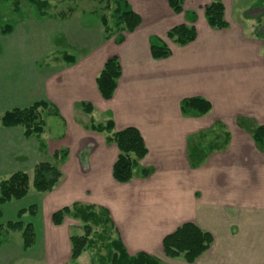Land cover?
<instances>
[{
    "label": "crops",
    "instance_id": "crops-1",
    "mask_svg": "<svg viewBox=\"0 0 264 264\" xmlns=\"http://www.w3.org/2000/svg\"><path fill=\"white\" fill-rule=\"evenodd\" d=\"M222 1L229 25L218 29L205 16L212 0H184L182 12L169 0H128L142 22L121 43L106 37L101 21L102 14L110 15L106 11H98L99 18L96 10L76 8L69 18H18L10 33L0 30V114L45 101V111L69 121L59 142L45 129L40 137H26L20 126L0 125V178L26 171L33 179L34 167L43 161L62 172L54 189L33 202L38 223L24 217L37 231L35 245L24 249L22 235L15 242L10 232L0 246V264H67L71 216L55 225L52 214L74 203L107 208L131 255L144 251L171 264H264V146L253 138L254 129L264 124V0ZM255 9L260 12L254 14ZM88 13L95 15L85 18ZM180 24L195 25L194 41L180 45L167 37ZM153 37L171 48L169 57L153 58ZM64 54L76 60L66 62ZM114 55L122 74L113 97L105 99L97 77ZM195 96L207 99L211 110L183 114L182 100ZM86 103L93 106L91 113ZM95 112L105 114L106 122L112 119L115 130L137 127L145 140L148 154L127 183L113 177L117 145L90 128ZM85 116L90 123L83 125L78 120ZM209 130L228 133L229 141L224 144L222 136L193 167L190 146ZM63 148L68 156L55 159ZM143 168L150 169L148 176ZM12 202L0 205V223L5 224L3 210L10 203L6 222L27 208ZM44 207L47 223L41 218ZM186 222L213 235L211 247L192 263L163 251L164 237ZM86 254L75 260L81 264L85 256L91 264Z\"/></svg>",
    "mask_w": 264,
    "mask_h": 264
},
{
    "label": "trees",
    "instance_id": "trees-1",
    "mask_svg": "<svg viewBox=\"0 0 264 264\" xmlns=\"http://www.w3.org/2000/svg\"><path fill=\"white\" fill-rule=\"evenodd\" d=\"M37 8L40 16H46L45 10L49 0H30ZM184 0H169V4L175 12L183 11ZM105 10L110 11V15L102 14L101 21L105 27L106 37L115 38L117 43L125 39V34L134 31L142 22L139 13L134 11L128 0H106ZM205 16L208 24L213 28H226L229 25L225 17V5L222 0H212L204 7ZM72 8H67L51 17L69 18L73 14ZM112 19V22L110 19ZM12 24H4L0 30L3 34L12 31ZM167 37L177 44L185 45L194 41L197 37V30L194 24H180L171 28L167 32ZM151 53L155 59L167 58L172 54L171 48L159 37L151 39ZM66 62H74L73 55L64 54ZM122 74V65L118 56L114 55L107 59L104 67L97 77V85L101 95L105 99L113 97L117 88L118 79ZM49 105L45 101H39L25 108H14L0 114V125L5 127L20 126L24 130L26 137H40L45 129V121L42 117L43 112ZM211 103L200 96L187 97L181 102V110L185 115L201 116L211 110ZM87 113L93 111L90 103L84 105ZM90 128L106 136L108 143L117 145L119 153L113 166V177L116 181L127 183L131 181L140 162L148 154V148L140 130L135 126H128L121 130H115L112 119L105 123L91 122ZM206 133H199L196 143L190 146L189 157L191 165L197 166L212 150L217 148V143H205ZM229 134H223L224 144L229 141ZM254 140L264 146V124L258 125L253 131ZM222 140V141H223ZM68 149H62L54 154L55 159L64 160L68 156ZM33 185L38 192H49L59 183L62 172L57 165L50 161H43L34 167ZM142 175L148 176L150 169L143 168ZM31 177L26 171H17L6 178H0V205L13 200H21L26 197L30 189ZM39 212L38 206L33 204L28 208L18 212V219L0 224V246L7 241V235L11 231L22 232V247L32 248L36 243V231L32 222H25L22 217L26 214L36 216ZM66 216H71L82 222L85 233L82 235H71L72 252L71 258H78L82 252L94 244L92 233L96 234L99 226L102 230H108L107 237L105 232L99 233L102 239L107 240L108 255L101 256L102 263L111 264H161L160 260L144 251L135 255L128 253L110 217L109 210L102 206L74 203L64 206L52 214V221L55 225H61ZM2 211L0 209V218ZM97 235V234H96ZM213 243V235L201 229L193 222L183 223L174 232L163 239V251L169 258L183 256L189 263L196 261L206 252ZM104 261V262H103Z\"/></svg>",
    "mask_w": 264,
    "mask_h": 264
},
{
    "label": "rangeland",
    "instance_id": "rangeland-1",
    "mask_svg": "<svg viewBox=\"0 0 264 264\" xmlns=\"http://www.w3.org/2000/svg\"><path fill=\"white\" fill-rule=\"evenodd\" d=\"M90 1V2H89ZM99 1V0H98ZM105 6V0H100V5L98 4V2H93V0H49V4L45 10V14L46 16H50V15H55L60 11L63 10H67V8H72L75 9L79 12H84L89 11V10H96L95 14L96 17L99 18V13L98 11H106L107 13L110 14V11H107L104 9ZM254 14H258L260 11H258L257 9L252 11ZM94 13L92 14H85V18L89 15H95ZM40 13L37 10V8L35 6H33V4L31 3L30 0H0V24L4 25V24H13L18 18H40ZM90 16V17H92ZM112 20V19H111ZM42 117L45 121V130L47 131V134L49 135V137L52 138V140H54V142H59L60 140H62V135L66 133L68 126H69V121L66 120H62L59 118V116L55 115V113L53 111H45L42 114ZM88 119V121H87ZM93 119L94 122L96 123H105L106 120L108 119V117H106L105 114H102L100 112H95L93 114ZM80 121L83 125H86L88 123H90V119L89 116H85L83 118H81ZM90 129V128H89ZM223 134L218 133L217 131L215 132L214 130H209L206 133V138H205V143L207 144H212V143H217L220 142L222 139ZM64 149V148H63ZM44 192H38L34 185H33V179H31L30 182V189H29V193L26 197L22 198L21 200H13L12 203H15L17 201L21 202V205H25V207H29L31 204H33V202H35V200H37L38 198L40 199V195L43 196ZM9 203V202H8ZM7 204V203H6ZM14 205V204H12ZM10 203V206H6L4 208V214H3V223H7L6 220H9L10 218V210L9 207L12 206ZM49 214V209L47 207L43 208L42 211V220L45 221V223H47V219H50V215ZM28 216L29 219L33 220V223H38L39 219H35V216H31V215H24L22 217V220L25 221V218ZM49 216V217H48ZM40 218V220H41ZM16 220L18 219V215L15 218ZM28 219V220H29ZM69 222L72 225V235H82L85 233V230L82 227V222L78 219H74L73 217L69 218ZM10 220H14V219H10ZM42 220L40 221V224H42ZM2 224V223H0ZM41 226V225H40ZM97 232L96 234L92 233L91 237L92 239H94V244L91 245V247H89L87 249L88 254H86V256H88L89 258H91L90 262L91 264H99L101 261V256L103 257H107L108 255V248L106 246L107 244V240L102 239V237L99 236V233H103L104 230H102V228L99 226V228L96 229ZM37 232V231H36ZM105 232V236L107 237L108 235V230L104 231ZM12 235H11V239H14L15 242L19 241L21 239V231H11ZM37 238V235H36ZM82 262V263H81ZM85 262H88L87 260H85V256L83 258V260L80 261L81 264H86ZM104 262V261H103ZM29 264H45L44 262H35L32 263L31 261H29ZM67 264H79V262H77L75 259H71L69 260V262ZM161 264H171L170 262H162Z\"/></svg>",
    "mask_w": 264,
    "mask_h": 264
}]
</instances>
